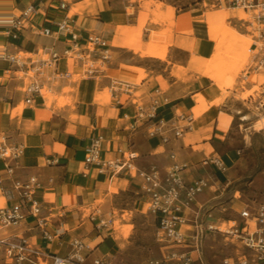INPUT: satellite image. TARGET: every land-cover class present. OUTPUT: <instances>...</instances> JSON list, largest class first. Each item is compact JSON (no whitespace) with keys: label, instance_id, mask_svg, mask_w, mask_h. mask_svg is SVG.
Masks as SVG:
<instances>
[{"label":"crops","instance_id":"1","mask_svg":"<svg viewBox=\"0 0 264 264\" xmlns=\"http://www.w3.org/2000/svg\"><path fill=\"white\" fill-rule=\"evenodd\" d=\"M158 1L163 3V13L173 9L174 25L164 59L143 55L131 47L148 43L151 32L167 26L163 20L154 21L150 11L142 14L140 1L0 0V45L11 53L30 54L25 56L22 69L0 56V145L18 150L14 158L0 155V206L19 199L16 180L34 176L38 180L34 196L40 202V217L46 219L44 225H38L27 215L19 225L0 226V238L26 237L35 247L61 256L68 255L72 241L78 239L85 246V264H92L96 257L122 264L115 260L123 253L127 237L120 233L116 239L108 225H98L101 221L113 223L117 212L122 217L124 211H132L137 199L145 201V196L140 177H133L129 170L113 172L97 163L86 164V149L94 140H98L102 162L134 152L131 162L136 169H157L164 176L176 160L186 165L182 171L186 181L208 173L220 175L222 169L215 160L230 169L240 159L238 140L246 137L237 127L243 125L238 115L242 108L234 97L237 88H227L229 94L216 103L220 93L215 82L203 74L204 67L198 68V57L203 62L220 36L219 22L209 19L223 13L219 9L207 11L198 2L178 7L168 0ZM31 4L34 10L24 17L19 38L12 40L2 15L21 16ZM233 8L224 6L225 13ZM62 21L82 36L97 33L107 41L110 56L106 61L100 60L99 50L91 53L99 65L96 75L71 80L74 74H84L86 59L65 53L71 43L70 35L57 26ZM224 21L239 33L252 36L249 50L253 54L240 73L245 80L260 68L256 63L263 54L260 42L264 43V29L256 35L247 29L249 24L232 14ZM45 27L53 33L45 35ZM129 32L132 38L127 40ZM54 52L59 55L56 64L51 59ZM33 54L39 56L37 61ZM48 64L54 67L48 69ZM129 67L136 70L126 77L123 74ZM30 69L36 70V77L28 75ZM56 70H67L71 75L60 76ZM138 70L143 76L137 83ZM25 79L42 83V93L44 87L56 94L65 87L73 88L72 103L45 107L42 93L28 101ZM91 80H97L96 94L110 89L109 102L77 99L81 82ZM257 83L264 87V73ZM209 94H213L212 99H208ZM259 97L264 98V94ZM201 193L186 211L194 214L195 222L208 203L200 202ZM1 253L5 252L0 248ZM0 256L7 264H14L13 259ZM241 257L254 262V253L248 248L230 258ZM194 264H198L196 256Z\"/></svg>","mask_w":264,"mask_h":264},{"label":"rangeland","instance_id":"2","mask_svg":"<svg viewBox=\"0 0 264 264\" xmlns=\"http://www.w3.org/2000/svg\"><path fill=\"white\" fill-rule=\"evenodd\" d=\"M131 1L134 2L136 0ZM137 1L141 2V7L144 9L142 14L147 15L150 11L154 15V21L163 20L166 23L167 26L162 28L159 32H163L164 36H167V38L163 37L160 44L164 45L166 41L169 43L173 23H171L170 19H167L166 16L160 17V15H167L169 10L163 13L161 11L163 3L158 0ZM144 1L148 2L145 3ZM168 1L176 4L178 7H185L189 4L198 2V6L205 8L207 11L219 9L218 11L225 13L224 4L221 3V1L220 3L217 2V0ZM151 6L155 8L150 10ZM260 9V6H248L246 8L239 6L227 10L225 17L229 14L235 15L242 23L249 24L247 29L253 31L257 35L260 29H264V17L259 16ZM131 10L132 9H129V11ZM2 18L5 22L6 18L4 14ZM209 20L211 22L212 20L218 22V18L216 17L214 19L210 18ZM223 23L232 28L229 23L225 21ZM219 34L220 36L215 42L212 52L203 61V71L210 67L211 70L209 74H222L221 79H212L215 82V87L220 93L217 96V98H219L217 102L229 94L227 88H237V93L234 97L237 104L242 108L238 115L242 116L248 114L249 119L241 118L240 122H242L243 125H237L238 129H241V131H243L242 134H245L246 137V139L238 140L241 149L240 159L230 169L225 168L222 170L218 176H214L211 173L206 175L208 177V186L202 191L198 199L201 203L208 201L206 204L207 206L203 207L199 212L196 223L194 221V214H192V216L188 214V218H190L189 223L196 224L200 234L198 240L199 249L198 251H193V256L194 258L196 256L198 264H220L227 256L235 258L239 256L246 247L239 238L232 234L225 233L224 229L221 228H227L228 225L233 223L229 221V219H237L240 221V211L247 204L255 206L256 202L264 198V127L259 128L256 125V122L264 117V108H256L251 102L246 100L249 95L258 98L264 94V87H261L257 83L259 76L264 73V67H260L258 70L253 71L251 75L244 80L240 73L249 65L250 58L253 54L249 50V45L253 40L252 36L244 35L246 37L244 41L238 42L235 46L227 47L228 41H225V34L223 32ZM131 38L132 34L129 32L127 40ZM261 44H264L263 41L260 42V45ZM19 54L25 57L29 53L20 52ZM31 56L36 61L39 57L36 54ZM201 59V57H198V66H201L203 63ZM46 67L51 69L54 67V64H48ZM18 74L23 76L22 72ZM28 75L36 77V70L28 71ZM81 79L86 80L87 75L74 74L71 76L72 81ZM140 79L141 77H136L135 82L138 83ZM29 82L30 80L25 79L26 84L23 89ZM249 83H251L250 88L247 86ZM65 88L67 89L59 94L47 89V87H44L43 90H49L52 94H56V97L59 99L61 97L65 98L66 103L60 104L58 100L56 101L55 107L60 108L72 103V93L74 89L71 87ZM96 88L97 80L82 81L78 88L79 94L77 99L81 101L93 100L92 96L96 94ZM107 93L111 95L109 88H105L100 94L106 95ZM9 154H11V150H8V153L2 157L4 158ZM123 200H125V197ZM210 212H212L211 215H208ZM116 216L114 222L111 224L107 223L108 226L106 227L110 230H114L115 227H118V235L122 233L124 237H127V240L122 246L123 253L116 257L115 261L117 262H122L124 264H152V261L161 260L164 258L165 253L174 249H195L192 246L180 247L165 240H158L156 220L154 215L147 210L146 201L137 199L132 211H124L122 217H119L117 212ZM209 226H212V228H209ZM184 227L196 229V226L193 225H186ZM3 254L6 255L5 253ZM3 254L1 253L0 255ZM198 254L201 256L202 261H200ZM174 262V260H168L163 262V264H174ZM0 264H7L3 256H0Z\"/></svg>","mask_w":264,"mask_h":264},{"label":"built area","instance_id":"3","mask_svg":"<svg viewBox=\"0 0 264 264\" xmlns=\"http://www.w3.org/2000/svg\"><path fill=\"white\" fill-rule=\"evenodd\" d=\"M224 6L244 8L248 6H260L259 16L264 17V0H217ZM34 10L31 4L22 13L21 16L15 17L6 14L7 33L12 40H17L21 30L24 27V20L30 11ZM60 30L70 35V46L65 53L78 59H86L84 63V74L93 76L97 74L99 65L95 63L91 53L99 50V58L106 61L109 56L108 43L103 36L97 33H88L82 36L79 32L74 31L71 26L62 21L57 24ZM45 35H51L52 29L43 28ZM263 54L258 59L257 65L264 67V44H261ZM0 56L10 64L22 69L25 65V57L19 53L8 52L3 45H0ZM59 55L54 52L51 59L54 64L58 61ZM33 71V69H30ZM57 71V70H56ZM60 76H70L71 72L57 71ZM24 92L27 94L29 101L36 95L42 93V83L37 80L29 82ZM256 108H264V98H255L249 95L246 98ZM179 131H176L177 134ZM163 140H167L163 137ZM98 140H94L86 149V164H99L103 170L119 172L129 170L132 176H139L141 179L140 188L147 202V210L156 218L157 239L165 240L180 247L192 246V250H172L164 254L161 260H154L152 264H163L168 260H174V264H194L193 251L199 249V230L184 227L190 224L188 214L191 204L195 201L197 195L208 186V177L206 175L195 176L192 180L186 181L182 174L185 164H179L176 160L168 168L164 176L160 175L157 169L151 171L138 170L132 164L131 159L135 157L134 152L123 153L121 157L113 160L101 161L98 154ZM10 148V149H9ZM11 150V154L5 156V159L16 157L18 150L5 145H0V155L4 156ZM172 158L173 155H171ZM208 161H205L207 163ZM215 163L224 170L226 167L220 166L219 162ZM38 185L36 177L31 176L25 181L16 180L14 187L19 191V199L8 206H0V226H16L23 221L27 215L33 216L38 225H44L46 219L40 217V202L34 196V191ZM241 220L236 223V227L224 230L225 233L232 234L240 239L243 245L253 251L254 262L252 263L246 257L231 259L225 257L223 264H264V198L256 202L255 206L246 205L240 211ZM196 223V222H195ZM107 225V222L101 221L98 226ZM212 228V226H209ZM72 249L66 256L51 254L43 249L35 247L26 237L16 236L13 238H0V248L4 250L7 258L13 259L14 264H85V255L83 250L84 244L78 239L71 243ZM50 260V262H49ZM92 264H118L107 257H96ZM123 264V263H122Z\"/></svg>","mask_w":264,"mask_h":264},{"label":"bare ground","instance_id":"4","mask_svg":"<svg viewBox=\"0 0 264 264\" xmlns=\"http://www.w3.org/2000/svg\"><path fill=\"white\" fill-rule=\"evenodd\" d=\"M145 2V1H144ZM148 2V1H146ZM145 2V3H146ZM76 10L75 8L72 10V12ZM7 13V12H6ZM167 17V19H170V22L171 23H174L173 21V9L169 7V12L168 14L166 15H160V17ZM216 18H218V22H219V26L217 27V29L219 30L218 33H224L225 34V37H226V40L225 41H228V46L227 47H231V46H235L236 44H238V42H242L246 39V37L237 32L236 30L228 27L226 24H224V18H225V13H223L222 16L220 15H217ZM223 18V19H222ZM166 19V18H165ZM222 19V20H221ZM155 20V19H154ZM168 22V21H167ZM209 22H211L209 20ZM217 22V23H218ZM223 23V24H222ZM170 25V24H169ZM174 25V24H173ZM174 28V27H173ZM222 30V31H221ZM167 35V33H166ZM163 37H166L167 36H164V33L163 32H152L151 33V36H150V40L148 43H144L143 44V41H142V44H138V45H131V47L135 50V51H141V53L143 55H150V56H155V57H159L160 59L161 58H165V54H166V48L168 46V43L167 41L165 42L164 45H161V41H162V38ZM145 41V40H144ZM147 41V40H146ZM201 41V40H200ZM203 44V43H202ZM200 47V46H199ZM202 48V47H201ZM203 49V48H202ZM204 62L202 63L201 66H198L199 68L200 67H204L203 66ZM132 69L136 70V68H127L125 71H124V76L126 77H131L132 76ZM211 68L208 67L207 69H205V71H203L205 75H207L208 77H210L211 79H214V80H219L222 78V74H209ZM140 71L139 74H137V78H140L143 76V72L142 70H138ZM182 72V71H181ZM183 73V72H182ZM183 76V74H182ZM213 81V80H212ZM223 84V83H222ZM220 86V85H219ZM67 88H63V90H66ZM222 90V89H221ZM44 91V90H43ZM217 91V90H216ZM43 98L45 100V107H51V106H55V103L56 101L58 100V102L61 104V103H66V100L64 97H61L60 99L56 97V94H52V92H50L49 90H45L43 93ZM213 94H209L207 95L208 99H212L213 97ZM92 99L93 100H97V101H100V102H109L110 100V94L107 93L106 95H101V94H94L92 96ZM219 100V99H218ZM217 100V101H218ZM216 101V102H217ZM43 106V104H41ZM57 108V107H56ZM44 109V108H43ZM17 114V113H16ZM72 114V113H71ZM73 115V114H72ZM40 116V115H39ZM75 116V115H74ZM38 118V117H37ZM71 118H75V117H71ZM39 119V118H38ZM242 119H249V116L248 114H244L242 115ZM256 125L260 128V127H264V117L261 118V120H258L256 122ZM82 212V211H81ZM117 217V216H116ZM84 218V217H83ZM121 220V219H120ZM124 221V219H123ZM229 221H232L233 223L231 225H228L227 228H221V229H224V230H229V229H233L236 227V223H238V220L237 219H229ZM116 226V225H115ZM118 232H119V228L118 227H115L114 228V235H115V238L117 239L119 237L118 235ZM130 232V231H129ZM127 236V235H126ZM125 239V238H124Z\"/></svg>","mask_w":264,"mask_h":264}]
</instances>
